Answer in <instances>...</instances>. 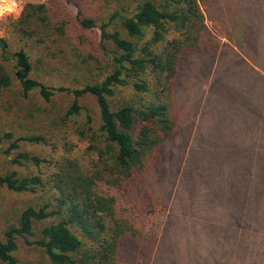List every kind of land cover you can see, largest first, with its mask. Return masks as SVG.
I'll return each instance as SVG.
<instances>
[{"label": "trees", "instance_id": "trees-1", "mask_svg": "<svg viewBox=\"0 0 264 264\" xmlns=\"http://www.w3.org/2000/svg\"><path fill=\"white\" fill-rule=\"evenodd\" d=\"M236 2L245 5L243 16L238 14L230 19L234 34H240L234 39L238 50L234 48L231 51L235 57L233 62L229 59L231 54L212 40L214 37L206 25L205 14L208 13V17L218 15L210 14L214 11L213 1L209 3L207 0H139L131 15L116 12L105 23L80 14L77 24L86 31H100V46L106 55H111L114 66L113 72L101 83L89 84L81 89L48 87L32 77L33 65L25 50L15 52L12 58L2 52L4 61L15 60V76L25 97L35 90L40 91L46 102H51L60 93L73 96L66 114L68 118L81 114L82 98L94 96L100 111L103 140L99 149L93 147L98 151L97 159L92 160L89 166L65 157L55 163L54 172L46 180L37 175L20 176L18 172L0 176V186L12 192L37 194L42 189L49 194L47 202L25 208L18 223L5 231V239L0 240V264H37L18 259L20 240L41 247L51 264H124L125 246L142 241L144 235L133 221L120 214L117 197L102 188H114L120 196H129L136 190L138 181H142L153 168L151 162L156 153L184 127L174 108V99L186 51L207 56L214 53L216 66L205 105L209 118L219 114L226 123L229 114L233 118V106L236 109L235 121L231 120L233 124H228L224 134L223 128L209 134V140L219 143L216 145L219 149L203 154L214 155L210 162V157L206 159L203 156L207 160L206 165L212 166L211 171L217 175L214 177L211 174L210 180L223 182L232 190L236 188L229 198L244 199L240 201V207H233L237 214L232 217V206H223L228 210L229 222L234 225L230 231L236 236L243 234L239 228L249 232L260 225L264 219V85L261 84L264 83V0L259 6L253 0ZM219 3L223 6V0ZM47 9L46 5L28 4L18 22L19 28L32 36L38 33L33 25L39 22L50 31ZM223 9L225 14L227 9L224 6ZM57 30L63 34L65 26ZM169 33L176 36L167 40ZM227 36L233 39L229 33ZM161 43H164L163 52L157 54L154 48ZM108 44L112 45V51H109ZM238 64L251 71L253 76L249 77L254 84L251 88L241 82L238 84ZM148 70L156 72L163 81L155 100L145 107L126 104L114 109L110 99L119 88L132 87L142 93L150 91L148 82L141 78ZM11 86L12 78L7 68L0 64V88ZM215 91H221L222 94L217 96L221 103L216 101L215 106H208ZM88 120L91 124L92 119ZM204 121L197 131L203 130ZM233 129L234 134H226ZM3 139L10 142L5 151L9 157L20 149L23 142L47 144L41 136L16 138L10 132ZM189 156L193 155H188V161ZM13 163L40 166L43 160L20 153L13 158ZM235 168L241 170L240 177L238 174L232 176ZM199 177L204 179L201 182L208 180L206 175ZM219 194V191L215 192L216 196ZM52 218L58 220L39 228L41 223ZM202 225L203 229L216 228L213 222ZM218 227L214 235L219 234ZM30 238L36 239L30 241ZM124 256L129 263L128 254Z\"/></svg>", "mask_w": 264, "mask_h": 264}, {"label": "rangeland", "instance_id": "rangeland-1", "mask_svg": "<svg viewBox=\"0 0 264 264\" xmlns=\"http://www.w3.org/2000/svg\"><path fill=\"white\" fill-rule=\"evenodd\" d=\"M21 1L24 9L19 17L0 20V40L8 44L5 54L12 58L15 52L23 49L30 56L34 79L48 87L81 89L89 84L101 83L113 72L114 66L111 55H106L100 46V31L81 29L77 24V17L81 14L98 23H105L116 12L131 15L139 0ZM207 1H213L214 11H210V14L218 15L208 17L205 12L206 25L214 37L212 40L215 45L219 44L222 50L231 54L229 59L233 62L235 57L231 51L234 48L238 50L234 39L240 34H234L230 19L233 20L234 15L238 14L243 16L245 3L242 5L236 0H223V6L227 9L224 14L219 0ZM253 1L258 6L263 4L260 3L262 0ZM28 4L47 6L50 31L39 22L33 25L38 33L32 36L19 28L18 22ZM61 26H65L63 34L57 30ZM117 29L121 30L120 27ZM228 33L233 39H229ZM150 36L151 34L148 39ZM175 36L176 34L169 33L167 40H172ZM107 47L109 51L113 50L111 44ZM163 48L164 43H161L154 48V52L161 54ZM208 56L188 51L183 54L174 108L184 127L166 147L156 153L151 162L153 168L142 181H138L136 190L123 197L114 188H102L117 197L120 214L133 221L134 226L144 235L142 241L125 246L124 252L128 254L129 263L126 262L124 253V264H264V219L249 232L239 228L243 234L235 236L230 231L234 229V225L229 222L228 210L223 206H232V217L231 215L237 214L233 207H240V201L244 199L237 196V199L229 198L234 195L236 188L232 190V187L223 182L210 180L211 174L214 177L217 175L203 158L210 157L209 162L212 161L211 157L214 155L203 154L211 152L210 150L217 151L218 148L216 145L219 143L209 140V134L218 131L217 128L222 125L224 131L228 130L229 124L218 121L210 131L207 130L208 123H214L217 119V114L215 118H209L205 112L213 69L216 66L214 53ZM0 64L7 68L12 78L10 88H0V176L18 172L20 176L37 175L46 180L54 172L55 163L62 158L77 159L88 166L92 160L97 159L98 151L93 147L99 149L103 138L100 132V111L94 96L82 98L81 114L68 118L66 114L73 96L60 93L51 102H46L40 91L35 90L25 97L15 76V60L4 61L0 50ZM236 76L238 84L241 82L248 88L254 85L249 77L253 76L251 71L242 64L236 65ZM141 78L148 82L150 91L142 93L132 87L119 88L110 99L114 109L126 104L145 107L155 100L157 92L163 87V81L151 70ZM261 84L264 85L263 82ZM220 94L221 91L213 92L208 106H215L216 101L219 103L217 96ZM88 119H92L91 124H88ZM203 121V130L197 131ZM8 132L13 133L16 138L41 136L47 144L23 142L20 149L9 157L5 151L10 142L3 139ZM233 132L229 130L226 134L232 135L235 133ZM186 151L188 155H193L189 156L192 158L191 163L190 159L187 160ZM20 153L39 157L43 163L40 166L13 163V158ZM240 172V169L235 168L232 176L238 174L240 177ZM199 175H206L208 180L201 182L204 179ZM216 191L220 192L218 196L215 195ZM48 198L49 194L42 189L37 194H19L0 186V240L5 239L4 233L10 226L18 223L25 208L43 205ZM253 214L255 218L254 209ZM57 220L52 218L44 221L39 228ZM208 222L215 223L216 228L203 229L202 224ZM217 227L219 234L214 235ZM17 257L21 262L51 264L41 247L29 245L25 240L19 241Z\"/></svg>", "mask_w": 264, "mask_h": 264}, {"label": "built area", "instance_id": "built-area-1", "mask_svg": "<svg viewBox=\"0 0 264 264\" xmlns=\"http://www.w3.org/2000/svg\"><path fill=\"white\" fill-rule=\"evenodd\" d=\"M0 8H4L7 11L0 20H7L12 18H17L23 12V6L21 0H0Z\"/></svg>", "mask_w": 264, "mask_h": 264}, {"label": "crops", "instance_id": "crops-1", "mask_svg": "<svg viewBox=\"0 0 264 264\" xmlns=\"http://www.w3.org/2000/svg\"><path fill=\"white\" fill-rule=\"evenodd\" d=\"M227 110H228V109H227ZM228 111H229V110H228ZM231 114L233 115V118H231L232 116H230V114H229V115H228V116H229V117H228L229 120H228L227 122H229L230 124H233V123L231 122V120L233 119V120L235 121V118H236V117H235V116H236V109H235L234 106H233V108H232V113H231ZM218 115H219V114H218ZM218 115H217V119H216V121H215L214 123H216V122H218V121H223L222 118H221L220 116H218ZM230 118H231V119H230ZM227 122H226V123H227ZM214 123H208V125H207V128H208L207 130H208V131H210V130L212 129ZM222 126H223V125H222ZM222 128H223V127L219 128L218 131H222ZM232 131H235V130L233 129ZM223 134H224V130H223ZM227 135H228V134H227ZM229 136H230V134H229Z\"/></svg>", "mask_w": 264, "mask_h": 264}, {"label": "water", "instance_id": "water-1", "mask_svg": "<svg viewBox=\"0 0 264 264\" xmlns=\"http://www.w3.org/2000/svg\"><path fill=\"white\" fill-rule=\"evenodd\" d=\"M7 44H6V42L5 41H3V40H0V50L3 52V53H5L6 51H7Z\"/></svg>", "mask_w": 264, "mask_h": 264}, {"label": "clouds", "instance_id": "clouds-1", "mask_svg": "<svg viewBox=\"0 0 264 264\" xmlns=\"http://www.w3.org/2000/svg\"><path fill=\"white\" fill-rule=\"evenodd\" d=\"M6 11H7L6 9L0 8V17H3Z\"/></svg>", "mask_w": 264, "mask_h": 264}]
</instances>
